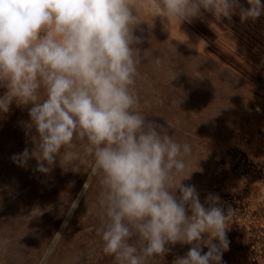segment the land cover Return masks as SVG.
Masks as SVG:
<instances>
[{
    "label": "clouds",
    "instance_id": "clouds-1",
    "mask_svg": "<svg viewBox=\"0 0 264 264\" xmlns=\"http://www.w3.org/2000/svg\"><path fill=\"white\" fill-rule=\"evenodd\" d=\"M153 4L180 24L205 14L229 23L233 16L245 23L264 15L262 0ZM134 8L135 0H0V88L6 89L0 115L13 103L28 108L30 119L22 123L32 144L11 159L20 167L34 159L35 171L48 176L57 160L79 172L81 151L91 158L79 195L99 180L97 231L115 264H146L177 243L191 247L173 264H222L234 210L225 212L213 193L201 203L196 187L182 183L191 176L176 182L191 146L137 110L138 65L149 53L138 47L143 40L135 35L141 21ZM77 142L80 150L73 151ZM78 203L79 197L69 216Z\"/></svg>",
    "mask_w": 264,
    "mask_h": 264
},
{
    "label": "rangeland",
    "instance_id": "rangeland-1",
    "mask_svg": "<svg viewBox=\"0 0 264 264\" xmlns=\"http://www.w3.org/2000/svg\"><path fill=\"white\" fill-rule=\"evenodd\" d=\"M134 10L141 21L135 29V35L143 40L138 47L149 53L138 65L137 110L161 125L175 141L191 146V153L184 158L185 172L176 182L191 176L182 183L194 185L202 195L211 184V173L229 167L232 174V152L236 149L230 150L229 161L225 146L228 127L244 106V50L248 53L251 45L264 40V31L245 32L256 40L244 41V30H229L225 21L214 25L206 14L193 20L196 30L177 31L170 29L153 0H135ZM177 34L182 37L177 38ZM194 42L197 45L188 44ZM5 92L0 88V96ZM29 119L28 108L15 103L8 114L0 115V264H115L114 258L103 252L97 231L103 216L98 207L99 180L93 179L79 195L91 158L81 151V159L75 162L79 172L71 170L72 164L61 161L60 165L57 160L48 176L35 171L34 159L27 167L12 161L14 154L32 148L22 123ZM77 143L73 151L80 150ZM78 197L79 203L69 216ZM34 221L37 226L30 231L35 232L26 238L23 229ZM56 232L61 233L59 238L53 236ZM136 242V237L130 240ZM250 242L251 237V262L264 263V259L252 256ZM179 245H167L169 252L149 258L146 264L168 262Z\"/></svg>",
    "mask_w": 264,
    "mask_h": 264
},
{
    "label": "crops",
    "instance_id": "crops-1",
    "mask_svg": "<svg viewBox=\"0 0 264 264\" xmlns=\"http://www.w3.org/2000/svg\"><path fill=\"white\" fill-rule=\"evenodd\" d=\"M241 3L247 6L246 0H241ZM262 3H264V0H262ZM163 15L165 14L163 13ZM206 15L210 16L208 19L210 23L214 25L222 23V21L215 20L210 14ZM168 23L172 26H170L171 30H196L193 22L180 24L175 18H168ZM225 23H227L226 28L229 30H237L238 28L244 30V36H246L244 41L251 40L253 42L256 40L255 37L248 36L249 34L246 35V33L264 31V15L255 22L247 21L245 23H241L239 16H233L231 23L227 20H225ZM176 37L180 38L182 36L179 37L177 34ZM199 39L204 41L201 38ZM196 43L188 44L195 46ZM251 50L248 53L244 50V65L246 66H244L243 77L244 106H241L240 113L235 115L234 123L228 127L225 154L226 159L230 161V150L240 149L248 158L257 162L264 172V40H259L255 46L251 45ZM211 175H213V178L210 179L211 184L200 195L201 203H204L209 193L216 194L219 197L223 194H230L235 199L242 200L244 205L252 209L264 225V181L246 183L242 177L231 174L229 167L225 171H217L214 174L211 173ZM224 210L227 212L226 209ZM226 227V235L230 243L229 249L222 254V264H254L251 262L249 255L250 236L240 219L231 215L226 221ZM205 239H207V236H205ZM213 243L218 244V241L213 240ZM190 247L191 245L187 244L179 245L175 253L170 256L169 261L164 264H173V261L177 257L184 256ZM202 249L203 252L208 251V248L203 245Z\"/></svg>",
    "mask_w": 264,
    "mask_h": 264
},
{
    "label": "built area",
    "instance_id": "built-area-1",
    "mask_svg": "<svg viewBox=\"0 0 264 264\" xmlns=\"http://www.w3.org/2000/svg\"><path fill=\"white\" fill-rule=\"evenodd\" d=\"M234 165L232 174L245 179L246 183H256L264 181V172L257 162L251 160L246 154L236 149L232 152ZM221 206L226 209L231 207L234 211L232 215L238 217L244 227L250 232V253L255 259H264V225L259 217L244 205V202L232 196L220 195Z\"/></svg>",
    "mask_w": 264,
    "mask_h": 264
},
{
    "label": "bare ground",
    "instance_id": "bare-ground-1",
    "mask_svg": "<svg viewBox=\"0 0 264 264\" xmlns=\"http://www.w3.org/2000/svg\"><path fill=\"white\" fill-rule=\"evenodd\" d=\"M2 195V194H1ZM0 199H2V197L0 198ZM69 218V217H68ZM68 218L65 220V222L68 220ZM28 220H30V219H28ZM64 222V223H65ZM35 227V226H37V222L36 221H34L29 227H27V228H25V229H23V233H22V235H24L26 238L28 237H30L32 234H33V232H35V230H31L30 231V228L31 227ZM52 247H53V244H52ZM52 247L49 249V251H48V253L51 251V249H52Z\"/></svg>",
    "mask_w": 264,
    "mask_h": 264
}]
</instances>
